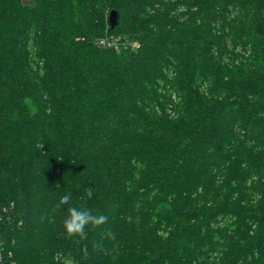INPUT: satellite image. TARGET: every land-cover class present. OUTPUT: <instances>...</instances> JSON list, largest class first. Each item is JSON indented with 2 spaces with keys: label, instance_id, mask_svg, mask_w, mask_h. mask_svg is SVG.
Returning a JSON list of instances; mask_svg holds the SVG:
<instances>
[{
  "label": "trees",
  "instance_id": "trees-1",
  "mask_svg": "<svg viewBox=\"0 0 264 264\" xmlns=\"http://www.w3.org/2000/svg\"><path fill=\"white\" fill-rule=\"evenodd\" d=\"M0 225V264H264V0H0Z\"/></svg>",
  "mask_w": 264,
  "mask_h": 264
},
{
  "label": "clouds",
  "instance_id": "clouds-1",
  "mask_svg": "<svg viewBox=\"0 0 264 264\" xmlns=\"http://www.w3.org/2000/svg\"><path fill=\"white\" fill-rule=\"evenodd\" d=\"M72 200L71 193L65 194L60 197L59 201L55 204V209L59 210L64 205H69ZM46 217L42 216L43 221ZM108 223V217L102 213L94 212L87 208H78L69 206L67 208V215L63 220V230L67 239L85 240L88 237V231H96L103 228ZM105 238L115 240V234L111 231L104 233ZM103 241H94L93 249H103Z\"/></svg>",
  "mask_w": 264,
  "mask_h": 264
},
{
  "label": "water",
  "instance_id": "water-1",
  "mask_svg": "<svg viewBox=\"0 0 264 264\" xmlns=\"http://www.w3.org/2000/svg\"><path fill=\"white\" fill-rule=\"evenodd\" d=\"M110 19H111L112 24L115 25L116 24V20H117V16H116L114 11L111 12ZM0 229H1V225H0Z\"/></svg>",
  "mask_w": 264,
  "mask_h": 264
},
{
  "label": "built area",
  "instance_id": "built-area-1",
  "mask_svg": "<svg viewBox=\"0 0 264 264\" xmlns=\"http://www.w3.org/2000/svg\"><path fill=\"white\" fill-rule=\"evenodd\" d=\"M102 43H104V41ZM0 245H1V243H0Z\"/></svg>",
  "mask_w": 264,
  "mask_h": 264
}]
</instances>
